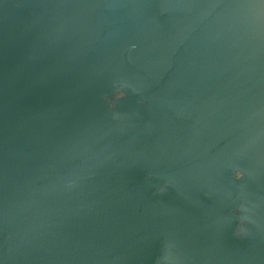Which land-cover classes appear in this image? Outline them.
<instances>
[{
	"label": "water",
	"instance_id": "95a60500",
	"mask_svg": "<svg viewBox=\"0 0 264 264\" xmlns=\"http://www.w3.org/2000/svg\"><path fill=\"white\" fill-rule=\"evenodd\" d=\"M0 264H264V0H0Z\"/></svg>",
	"mask_w": 264,
	"mask_h": 264
},
{
	"label": "clouds",
	"instance_id": "9594fccd",
	"mask_svg": "<svg viewBox=\"0 0 264 264\" xmlns=\"http://www.w3.org/2000/svg\"><path fill=\"white\" fill-rule=\"evenodd\" d=\"M125 96V92L123 90L117 89L114 95V99L123 98ZM244 173L240 170H235L233 176L236 180H240Z\"/></svg>",
	"mask_w": 264,
	"mask_h": 264
}]
</instances>
